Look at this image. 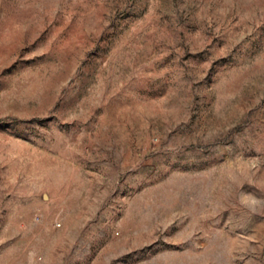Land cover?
Listing matches in <instances>:
<instances>
[{
	"label": "rangeland",
	"instance_id": "374dc122",
	"mask_svg": "<svg viewBox=\"0 0 264 264\" xmlns=\"http://www.w3.org/2000/svg\"><path fill=\"white\" fill-rule=\"evenodd\" d=\"M0 264H264V0H0Z\"/></svg>",
	"mask_w": 264,
	"mask_h": 264
}]
</instances>
